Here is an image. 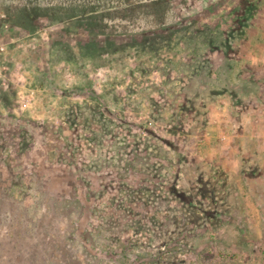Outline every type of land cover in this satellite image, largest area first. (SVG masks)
Instances as JSON below:
<instances>
[{"label":"rangeland","instance_id":"374dc122","mask_svg":"<svg viewBox=\"0 0 264 264\" xmlns=\"http://www.w3.org/2000/svg\"><path fill=\"white\" fill-rule=\"evenodd\" d=\"M0 264H264V0H0Z\"/></svg>","mask_w":264,"mask_h":264}]
</instances>
